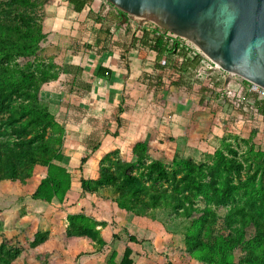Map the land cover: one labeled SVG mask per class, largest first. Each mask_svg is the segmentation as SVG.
Returning a JSON list of instances; mask_svg holds the SVG:
<instances>
[{
  "label": "rangeland",
  "instance_id": "rangeland-1",
  "mask_svg": "<svg viewBox=\"0 0 264 264\" xmlns=\"http://www.w3.org/2000/svg\"><path fill=\"white\" fill-rule=\"evenodd\" d=\"M89 2L118 22L112 41L138 40L143 28H157L127 16L120 25L121 11L105 0ZM59 4L0 0V36L25 47L13 56L0 53V264H120L123 258L127 264H264L258 122L245 123L248 128L232 122L217 145L194 159L148 147L131 157L110 151L96 153L92 173L82 175L81 151L64 154L70 136L78 135L72 107L85 91L63 57L90 48L94 32L79 25L72 28L79 36L54 29L52 8ZM90 138L81 144L89 148Z\"/></svg>",
  "mask_w": 264,
  "mask_h": 264
},
{
  "label": "crops",
  "instance_id": "crops-1",
  "mask_svg": "<svg viewBox=\"0 0 264 264\" xmlns=\"http://www.w3.org/2000/svg\"><path fill=\"white\" fill-rule=\"evenodd\" d=\"M56 2L60 3L61 7L52 8L53 28L61 33L71 30V34L79 36L78 31L72 28L76 29V25L88 27L84 19L82 24H78L82 15L75 14L62 0ZM122 39L110 40L106 44L94 39L91 40L92 47L88 46L91 51L82 47L80 53L66 54L69 57H63L66 65L78 71V82L85 91L75 106L80 113L71 114L79 117V120L71 118L72 122L76 123L74 126L78 135L70 136L64 153L75 157L81 151L83 154H80L81 158L88 157L82 169L79 168L82 175L88 169L89 172L93 170L92 159L97 157L96 153L103 156L104 153L117 151L123 156L131 157L135 150L148 147L152 152L164 154L165 151V155L194 159L200 150L209 151L211 149L209 144L217 145L218 137L220 138L223 130L232 122H235L237 127H247L246 124L239 122V114L227 104H218L213 95L211 97L199 95L197 91L199 86L197 89L191 87L187 93L173 88L167 93L166 87L146 92L140 78L148 71L147 66H152L150 62L155 59V54L145 48L140 39L130 38L125 41ZM83 40L80 43L85 46L86 40L85 38ZM100 68L106 69L109 73L100 77L98 75ZM201 85L205 86L206 83L201 82ZM168 97L167 102L165 99ZM210 99L211 103H217L215 107L218 110L215 107L214 110L210 109L212 106L208 104ZM120 105L124 112L116 119L114 117ZM231 116L233 118H230ZM261 131L263 134L264 129L261 128ZM258 134L261 135L260 132ZM76 136L78 141L74 139ZM87 136L91 137L89 141L97 146V151L91 152L81 144L83 140H87Z\"/></svg>",
  "mask_w": 264,
  "mask_h": 264
},
{
  "label": "water",
  "instance_id": "water-1",
  "mask_svg": "<svg viewBox=\"0 0 264 264\" xmlns=\"http://www.w3.org/2000/svg\"><path fill=\"white\" fill-rule=\"evenodd\" d=\"M194 46L221 71L264 89V0H105Z\"/></svg>",
  "mask_w": 264,
  "mask_h": 264
},
{
  "label": "trees",
  "instance_id": "trees-1",
  "mask_svg": "<svg viewBox=\"0 0 264 264\" xmlns=\"http://www.w3.org/2000/svg\"><path fill=\"white\" fill-rule=\"evenodd\" d=\"M62 2L65 3V5L77 15H82L83 13H86L84 20L85 23L88 25V27L93 29L94 39H97L99 42L104 44L108 43L111 40L112 31H113L112 28L117 21L115 22L110 21L108 18L102 16L100 13H96L95 11H93L90 7L89 0H62ZM119 15H120L119 24L120 25L126 24L128 22L126 15L122 13H120ZM96 25H98L97 28H95ZM141 32H142V36L140 38V42L142 43V45L145 46V48H147L148 50H150L155 54V59L150 62L152 66H147L148 71L145 74H143L142 78H140L141 84H143L146 87V92H148V90L155 91L158 88L161 89L164 85H166L165 87L168 89L173 88V89L182 90L183 92H188L187 90H190L191 87H193V86H189V84L192 83L200 87L197 90L199 91V95L203 97H211L214 94L213 89L202 86L200 81L193 79V76L197 71V69L199 68L200 63L203 59L201 55L193 52L187 46H184L179 39L177 40V39L169 38L167 36V33L163 30L157 28L153 30L143 28ZM24 51H25V47L23 45L16 44L10 38H5L0 36L1 54L4 53L13 56V55H17L19 52H24ZM88 51H91V48H88ZM176 59H180L181 62L176 64L175 63ZM165 67H170L171 69L169 72L171 71L173 72L171 76L167 75L168 78L167 83L165 77L163 76ZM108 73L109 72L104 68H100L98 70V75L100 77H104ZM208 80L210 85L212 84L213 87L219 86V84L216 83L214 79L208 78ZM254 108L257 110V114L264 123V102H255ZM72 110L75 111L76 113H80V111L77 110L75 107H72ZM123 112L124 111L121 108V105L118 106L114 118L117 119L123 114ZM87 147H89V150L91 152H95L98 150L97 146H95L94 144L92 145L91 141H88ZM135 153L136 150L134 154ZM86 160H87L86 157H82L80 160V164L83 165L86 162ZM208 190H210L209 187ZM205 193L209 194L211 193V191H207ZM121 206L122 205L118 203V207L120 208ZM181 207L182 210L185 211L184 216L188 217L190 212L186 209L183 202H181ZM190 210L194 211L193 208H191ZM238 210L239 213L245 215V212L241 208ZM251 218L254 219V217L252 216ZM257 224L259 225L260 223L257 222ZM129 239L130 241L135 242V238L130 237ZM200 240H201L200 237L199 238L196 237L195 246H194L195 250L200 249V247L196 246ZM0 261H2V259ZM3 264H7V262H3ZM120 264H127L126 258H123L120 261Z\"/></svg>",
  "mask_w": 264,
  "mask_h": 264
},
{
  "label": "built area",
  "instance_id": "built-area-1",
  "mask_svg": "<svg viewBox=\"0 0 264 264\" xmlns=\"http://www.w3.org/2000/svg\"><path fill=\"white\" fill-rule=\"evenodd\" d=\"M158 29V28H157ZM140 31V30H139ZM141 35L142 32L140 31ZM167 36L171 39H179L169 34ZM184 46H187L193 52L198 53L202 56V61L199 68L195 72L193 79L200 81L204 79L206 83L205 87L213 89V96L218 104L228 105L230 109L239 114V122L254 124L256 122L264 129V123L257 114V110L254 108L255 102H264V89L245 82L237 76L225 73L221 71L214 63L207 60L194 46L189 44L187 41L179 39ZM171 43V42H170ZM180 59H176L175 63H180ZM173 72H169L168 76H171ZM212 76L216 83L219 84L217 87L209 83L208 78ZM189 86L194 84L190 83ZM262 132V131H261Z\"/></svg>",
  "mask_w": 264,
  "mask_h": 264
}]
</instances>
